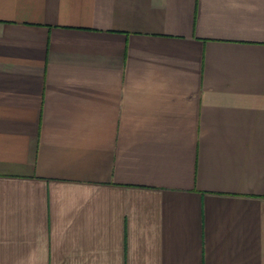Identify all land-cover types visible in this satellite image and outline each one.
Returning <instances> with one entry per match:
<instances>
[{
  "label": "crops",
  "instance_id": "1",
  "mask_svg": "<svg viewBox=\"0 0 264 264\" xmlns=\"http://www.w3.org/2000/svg\"><path fill=\"white\" fill-rule=\"evenodd\" d=\"M0 264H264V0H0Z\"/></svg>",
  "mask_w": 264,
  "mask_h": 264
}]
</instances>
